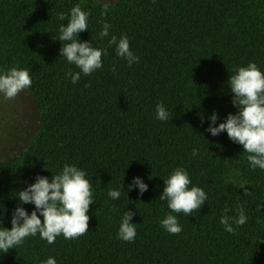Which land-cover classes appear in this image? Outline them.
Segmentation results:
<instances>
[{"label": "trees", "instance_id": "16d2710c", "mask_svg": "<svg viewBox=\"0 0 264 264\" xmlns=\"http://www.w3.org/2000/svg\"><path fill=\"white\" fill-rule=\"evenodd\" d=\"M76 4L89 12L88 29L77 38L107 52L102 68L81 72L73 84L68 73L80 69L61 57L54 37L69 22L59 14ZM105 22L111 28L101 38ZM112 35H127L138 63L129 66L108 46ZM250 62L264 72V0H0V72L29 70L41 121L26 149L0 159V227H12L19 190L37 175L51 180L65 164L86 172L95 201L85 235L49 244L38 233L0 253V264L49 257L57 264H264V170L251 167L243 145L226 131H207L213 112L217 126L238 112L228 80ZM161 102L167 121L156 118ZM178 167L188 172L189 187L208 196L190 216L159 198ZM134 177L148 185L142 196L138 187L128 189ZM110 189H120V197L113 200ZM22 206L29 214L35 209ZM238 206L248 219L229 233L220 219L225 208L238 216ZM128 210L136 213L134 242L118 238ZM169 214L177 216L179 234L162 227Z\"/></svg>", "mask_w": 264, "mask_h": 264}, {"label": "clouds", "instance_id": "9594fccd", "mask_svg": "<svg viewBox=\"0 0 264 264\" xmlns=\"http://www.w3.org/2000/svg\"><path fill=\"white\" fill-rule=\"evenodd\" d=\"M109 7L107 2L103 4L102 15H107ZM88 18L89 12L82 10L80 4L72 7L67 16L64 13L59 14L61 21L65 19L69 21L67 25L64 23L60 25L59 36L54 37L62 42L61 57L80 69V72L68 73L73 84L80 79L81 72L88 76L102 68V56L107 52L106 48L94 47L90 41L81 42L77 38L81 32L88 29ZM110 28L111 25L105 22L99 33L100 37H108ZM112 45H115L116 54L126 59L129 66L139 62V57L131 50L127 35L119 39L116 35H112L108 40V46ZM113 70L115 71V68ZM32 82L28 69L12 67L0 72V94L5 99L14 100L20 92L30 88ZM228 84L231 92L234 93L232 103L238 108V112L229 113L225 121L218 126L216 125L218 114L213 112L207 131L213 136L226 131L233 142L243 145L244 152L248 153L247 160L251 167L264 170V72L256 63L250 62L247 66L239 67L235 74H231ZM156 118L160 121H167L170 118V113L163 102L156 106ZM198 154L199 149H193L192 155ZM164 182L166 186L159 198L167 200L168 207L174 213L190 216L193 212L199 211L208 199L203 188L189 187L192 183L190 176L182 167L174 169ZM232 184L244 188L246 182L237 184L232 181ZM133 187L139 188L141 196L148 190V185L140 177H134L133 183L128 185L129 190ZM244 194L249 195L250 191L245 188ZM108 195L113 200L118 199L121 190L110 189ZM16 196L20 204L12 213V227L10 229L0 227V253L6 254L10 249H17L26 238L36 236L38 233L41 239L53 244L58 236L76 239L89 230L88 213L90 206L95 202L92 185L86 178V172L76 165L65 164L62 171L54 174L51 180L47 176L37 175L35 182L19 190ZM23 204H34L35 209L29 214ZM260 209L261 205H258L257 210ZM4 211L6 212V209ZM223 211L225 215L221 217L220 223L229 233H235L236 228L244 225L248 219L243 206L237 207L238 216L229 217L228 208ZM2 215L3 213H0V216ZM135 215L136 213L131 210L123 213L118 231L119 239L134 242L137 228L132 218ZM161 225L171 234H179L182 231L176 215H167L161 221ZM41 264H57V261L54 257H49Z\"/></svg>", "mask_w": 264, "mask_h": 264}, {"label": "rangeland", "instance_id": "374dc122", "mask_svg": "<svg viewBox=\"0 0 264 264\" xmlns=\"http://www.w3.org/2000/svg\"><path fill=\"white\" fill-rule=\"evenodd\" d=\"M40 126L39 108L30 89L14 100L0 94V159L26 149Z\"/></svg>", "mask_w": 264, "mask_h": 264}]
</instances>
